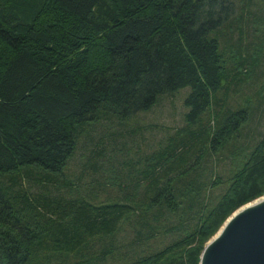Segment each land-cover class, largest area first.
<instances>
[{
  "label": "trees",
  "instance_id": "trees-1",
  "mask_svg": "<svg viewBox=\"0 0 264 264\" xmlns=\"http://www.w3.org/2000/svg\"><path fill=\"white\" fill-rule=\"evenodd\" d=\"M229 16L219 0H0V264H106L116 256L120 264H200L227 219L264 196V135L248 152L225 156L234 162L227 180L209 163L249 121L245 110L222 108L220 92L226 96L255 65L242 50L223 48V29L234 34L242 20ZM186 87V121L208 113L207 121L182 129L153 156L164 175L137 189L134 204L71 211L65 198L34 196L6 178L23 172L33 183H59L41 173L64 171L86 123L101 112L147 111L160 95ZM25 213L27 228L19 221ZM125 224L142 245L174 240L127 261L117 252Z\"/></svg>",
  "mask_w": 264,
  "mask_h": 264
},
{
  "label": "rangeland",
  "instance_id": "rangeland-1",
  "mask_svg": "<svg viewBox=\"0 0 264 264\" xmlns=\"http://www.w3.org/2000/svg\"><path fill=\"white\" fill-rule=\"evenodd\" d=\"M219 1L228 7L229 20L232 23L239 18L242 19L241 23L234 26L236 30L234 34L227 33L226 28L222 30L223 34L220 38L223 48L227 53L230 47L236 51L242 50V54L244 53V56L250 61L254 60L255 63L253 70H250V76L234 83L226 96L220 92L225 99L222 108H231L232 111L245 110L249 114L248 123L241 128L237 140L227 148L226 153H212V159L209 160V163L213 162L211 164L217 165L216 172L227 180L230 171L234 168V162L225 156L230 157L234 149L242 153L248 152L264 135V99H262L264 98V0ZM228 25L227 29L230 31L232 25ZM216 34L217 32L213 33L212 37L217 36ZM235 55L239 57L237 53ZM229 56L226 58L228 67L232 65L230 61H234L233 57L229 58ZM190 91V87H186L172 94L160 95L151 109L130 117L101 112L95 122L86 123L87 127L79 138V148L68 161L64 171L41 173L42 177L57 179L59 183L47 185L33 183L31 178L23 175V172L6 178L8 181L11 177L18 178L22 183V191L28 189L34 196L46 195L50 199L65 198L66 207L69 205L71 211L83 206L124 204V200L132 205L135 203L133 198L137 195L135 194L137 189L145 190L151 179L162 178L164 175V166L158 161H152L153 156L161 154L163 148L168 145L169 139L176 138L177 133L182 129L183 132L190 130L194 132L206 123L208 113H203L196 124L191 125L186 121L185 117L190 109L185 106V99ZM92 162L97 163L94 166L96 172L93 167L91 168ZM64 183L74 184L75 190L72 192L73 189L69 190ZM223 189H218L214 195H219ZM75 194L76 196H71ZM153 197L154 195L151 199ZM159 212L162 213L161 207ZM72 216L73 214H70L68 219L72 220ZM29 219L30 216L26 213L20 215L21 226L27 228ZM192 223H187V226H192ZM124 226L118 236L117 252L119 251L121 256H127V261L146 252L157 251L174 240L172 237L163 236L159 241L155 239L154 242L142 245L141 237L134 235L128 224ZM175 226V222L172 221L171 227ZM94 247L99 249V243L93 244ZM92 251L93 249L88 252L89 257ZM77 262L76 258H72L57 260L54 264H77ZM118 263H121L120 256L106 261V264Z\"/></svg>",
  "mask_w": 264,
  "mask_h": 264
},
{
  "label": "water",
  "instance_id": "water-1",
  "mask_svg": "<svg viewBox=\"0 0 264 264\" xmlns=\"http://www.w3.org/2000/svg\"><path fill=\"white\" fill-rule=\"evenodd\" d=\"M210 241L200 264H264V201L244 210L218 239Z\"/></svg>",
  "mask_w": 264,
  "mask_h": 264
},
{
  "label": "bare ground",
  "instance_id": "bare-ground-1",
  "mask_svg": "<svg viewBox=\"0 0 264 264\" xmlns=\"http://www.w3.org/2000/svg\"><path fill=\"white\" fill-rule=\"evenodd\" d=\"M264 201V196L259 198L258 200H255L253 202H251V204L247 205V206H244L242 208H239V210H237L234 214H232L230 217H229V220L226 222V224L221 227L222 229L214 236V238L211 240L212 242L216 239H218L222 233L225 231L226 227L228 226V224L235 218L237 217L238 215H240V213H242L244 210L248 209L249 207H252L254 206L255 204H258L260 202ZM210 241V242H211ZM209 243V242H208ZM208 245V244H207Z\"/></svg>",
  "mask_w": 264,
  "mask_h": 264
}]
</instances>
